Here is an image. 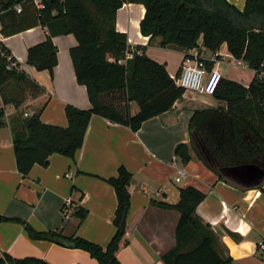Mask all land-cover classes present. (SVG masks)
<instances>
[{
    "label": "trees",
    "instance_id": "1",
    "mask_svg": "<svg viewBox=\"0 0 264 264\" xmlns=\"http://www.w3.org/2000/svg\"><path fill=\"white\" fill-rule=\"evenodd\" d=\"M37 9L31 0L0 1L4 9L21 4L23 12L11 10L0 19L3 33L12 37L41 26L48 32L45 42L28 50L26 64L53 75L58 66V49L53 38L74 35L78 45L70 56L77 81L87 88L92 108L82 110L67 106L68 127L47 125L41 114L25 117L20 111L29 97L41 87L25 72L9 71L0 54V130L9 124L8 107L16 110L10 120L17 169L29 176L36 165L48 168L50 157L58 154L75 160L83 147L93 116L129 127L138 132L144 123L170 112L183 98L185 90L172 78L165 65L151 59L140 48L131 59L128 36L117 30V13L125 4L145 7L141 34L151 40L161 38L163 48L175 47L186 54L202 46L212 54L227 45L235 59L244 60L256 72L249 87L223 78L213 98L226 108L196 110L190 120L191 143L180 144L176 157L188 165L196 153L211 171L223 179L224 169L256 165L264 170V84L258 73L264 65V0H245L240 10L228 0H42ZM3 50H10L3 46ZM211 71L215 62L205 60ZM136 104L138 113H132ZM133 175L125 166L116 177L105 180L116 193L114 217L116 233L106 248L81 237L67 238L60 232H39L31 225L0 215V225L8 222L25 226L30 239L49 241L88 252L98 264H121L117 255L128 246L127 221L131 210L129 187ZM206 195L194 186L180 190L176 210L180 217L175 245L161 256L164 264H234L223 257L217 247L219 239L211 225L198 215L197 209ZM81 221L88 210L78 208L74 214ZM0 264H49L38 258L16 259L4 255Z\"/></svg>",
    "mask_w": 264,
    "mask_h": 264
},
{
    "label": "crops",
    "instance_id": "2",
    "mask_svg": "<svg viewBox=\"0 0 264 264\" xmlns=\"http://www.w3.org/2000/svg\"><path fill=\"white\" fill-rule=\"evenodd\" d=\"M240 10L245 0H228ZM145 7L139 4H125L117 13V30L128 36L129 51L139 48L151 59L165 65L169 75L175 78L183 70L186 53L178 48H163L162 39L145 37L140 24ZM48 32L41 26L7 37L5 46L21 64L22 71L41 87L35 97H29L20 111L32 116L41 114L43 123L68 127L66 107L82 110L92 108L87 88L77 81L70 56L72 48L78 45L74 35L58 36L53 42L58 49V66L53 75L38 71L26 64L24 51L43 43ZM16 40L17 42H13ZM192 54L215 61L214 54L202 46ZM221 56L233 57L223 45ZM23 58V59H21ZM248 69L249 66H248ZM224 78L249 87L255 74L244 83L233 80L223 70ZM201 98L199 94L186 92L173 109L143 124L138 132L129 127L111 123L100 116H93L85 141L75 160L62 155H52L50 165L44 168L36 165L29 176L24 177L17 169L13 148L11 110L6 118L8 126L0 130V215L21 220L39 232L56 231L67 238L81 237L104 248L116 233L114 217L117 197L114 188L105 180L114 178L118 169L125 166L133 175L129 191L131 210L127 221L128 246L121 248L118 259L121 264H164L161 256L175 245L179 213L160 205L176 206L180 190L194 186L206 198L197 209V215L211 225L217 234L218 251L234 264H264V183L256 187L241 188L211 171L195 152L192 161L183 165L188 173L184 188H179V200L169 188L176 181L179 162L173 158L180 144L191 143L190 120L196 110L205 108H226V103ZM136 104L132 113H138ZM72 174V178L67 177ZM168 191V193H167ZM166 192V194H165ZM71 199L75 207L88 210V216L81 221L74 214L65 220V201ZM4 255L16 259L38 258L49 264H98L88 252L59 245L49 241H35L29 238L25 226L8 222L0 225V260Z\"/></svg>",
    "mask_w": 264,
    "mask_h": 264
},
{
    "label": "built area",
    "instance_id": "3",
    "mask_svg": "<svg viewBox=\"0 0 264 264\" xmlns=\"http://www.w3.org/2000/svg\"><path fill=\"white\" fill-rule=\"evenodd\" d=\"M31 2L39 10L45 8L42 0H31ZM11 10L15 11L17 14H21L23 12V6L21 4H18L15 5L12 9H4L2 7V4L0 3V19L3 15L7 14ZM2 30L3 26L0 21V54L6 60L7 69L9 71L22 72L21 64L13 57L12 54L7 53L3 50V46H5L7 37L4 35ZM133 54V52H128L127 59H131L133 57ZM214 56L216 58V60L213 61L215 62V65L210 71L205 64V60L207 59L201 57L198 54H192L190 52L186 54L183 63V70L180 73L179 77L176 79L177 85L180 88L184 89L185 92H192L199 95L213 97L224 78V75L219 70V66L223 65V62L227 59V57L228 59H230L229 61H226L228 65H232L237 68L243 67L245 65L246 67H248V64L242 59H235L231 56H223L222 60L220 61L221 56L219 52L214 54ZM254 74H256L255 71ZM258 76L264 84V65H262ZM31 116L32 115L30 113L25 114V117L27 118ZM173 162L175 164L178 163V158L176 156L173 158ZM67 177L72 178V174H68ZM176 180L178 182H187L188 173L183 168H177ZM72 209L75 210L73 201L71 199H67L64 206L66 221L72 217ZM260 248L264 251V242L260 243Z\"/></svg>",
    "mask_w": 264,
    "mask_h": 264
},
{
    "label": "water",
    "instance_id": "4",
    "mask_svg": "<svg viewBox=\"0 0 264 264\" xmlns=\"http://www.w3.org/2000/svg\"><path fill=\"white\" fill-rule=\"evenodd\" d=\"M221 174L223 179L241 188L256 187L264 183V170L256 165L224 169Z\"/></svg>",
    "mask_w": 264,
    "mask_h": 264
},
{
    "label": "rangeland",
    "instance_id": "5",
    "mask_svg": "<svg viewBox=\"0 0 264 264\" xmlns=\"http://www.w3.org/2000/svg\"><path fill=\"white\" fill-rule=\"evenodd\" d=\"M2 1H6V0H0ZM14 43L17 42L16 40L13 41ZM24 57H27V52L24 51ZM23 59V58H21ZM230 59H227L223 62V67L226 68V70H223L225 72V74L230 77L233 80H240L243 81L244 83H247V81L252 77V72L250 71V69H248V67L243 66L240 68L234 67L232 65H228L226 61H229ZM233 62V61H232ZM201 98H209V96L206 95H200ZM211 100L215 101V99L213 97L210 98ZM220 102V101H219ZM8 115L11 113V110H7ZM180 168H184L183 165L181 163H178ZM177 181V180H176ZM187 182H181L178 183V185L176 184H171V186L169 187L172 191V193L174 192L175 198L172 201H175V203L178 202L179 200V188H184ZM168 193V191H167ZM75 210H71V216L74 214Z\"/></svg>",
    "mask_w": 264,
    "mask_h": 264
}]
</instances>
